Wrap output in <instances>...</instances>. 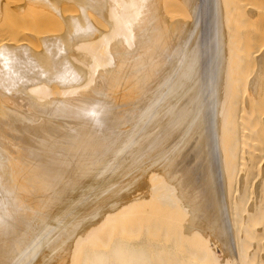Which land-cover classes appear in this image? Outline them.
I'll list each match as a JSON object with an SVG mask.
<instances>
[{"label":"bare ground","instance_id":"obj_1","mask_svg":"<svg viewBox=\"0 0 264 264\" xmlns=\"http://www.w3.org/2000/svg\"><path fill=\"white\" fill-rule=\"evenodd\" d=\"M0 264H264V0H0Z\"/></svg>","mask_w":264,"mask_h":264}]
</instances>
